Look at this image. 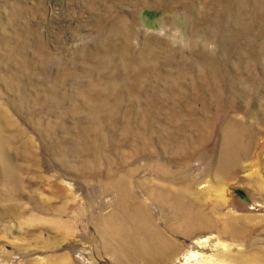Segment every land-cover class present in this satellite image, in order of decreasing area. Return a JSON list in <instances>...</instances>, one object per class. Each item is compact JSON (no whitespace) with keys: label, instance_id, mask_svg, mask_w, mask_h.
Returning <instances> with one entry per match:
<instances>
[{"label":"rangeland","instance_id":"rangeland-1","mask_svg":"<svg viewBox=\"0 0 264 264\" xmlns=\"http://www.w3.org/2000/svg\"><path fill=\"white\" fill-rule=\"evenodd\" d=\"M260 250L264 0H0V264Z\"/></svg>","mask_w":264,"mask_h":264},{"label":"bare ground","instance_id":"bare-ground-1","mask_svg":"<svg viewBox=\"0 0 264 264\" xmlns=\"http://www.w3.org/2000/svg\"><path fill=\"white\" fill-rule=\"evenodd\" d=\"M206 241H208V240H206ZM199 245L204 246V245H206V243H204V240H199ZM259 253H260V259L261 260L264 259V252L262 250H260ZM222 256H224V253ZM192 257L201 258V256L199 254H196V255L193 254ZM231 260H234L235 264H258L257 262L253 261L249 256L242 257V252H240L237 257L235 256L234 259H231ZM215 262H218V261L213 260V259L206 261V258H205V259H203V262L201 260V262L199 264H216Z\"/></svg>","mask_w":264,"mask_h":264}]
</instances>
